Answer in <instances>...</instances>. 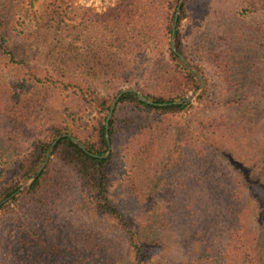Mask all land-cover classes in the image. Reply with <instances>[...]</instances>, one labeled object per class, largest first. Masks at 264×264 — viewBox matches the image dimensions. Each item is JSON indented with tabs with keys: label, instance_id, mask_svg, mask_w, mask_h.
<instances>
[{
	"label": "trees",
	"instance_id": "trees-1",
	"mask_svg": "<svg viewBox=\"0 0 264 264\" xmlns=\"http://www.w3.org/2000/svg\"><path fill=\"white\" fill-rule=\"evenodd\" d=\"M167 3L166 13L161 11L159 15L151 10L143 13L140 0H119L106 13L96 15L75 8L71 0H0V63L5 60L15 73L11 94L5 92L6 85L0 80V202L38 171L50 144L64 133L98 156L86 154L67 138L56 143L52 158L30 187L0 207V264H121L125 255H131L133 264H143L153 250L162 254L167 250L169 254L173 250L171 239L176 249L180 247L187 253L183 264H214L223 259L228 261L223 264H238L239 259L241 264H264V80L250 79L223 87L216 96L206 79L197 98L200 118L195 119V126L189 124L178 130L179 140L165 153L159 151L154 156L152 144L150 148L140 146L143 138L135 139V147H144L140 150L146 156L141 162L143 171L149 169L156 175L152 185L160 183L157 176L161 172L183 166L187 175L182 188L201 189L183 195L180 205L187 224L180 238L172 234L164 238L171 227L166 222V202L160 195L138 192V178L132 170H127L125 183L131 199L139 202L137 214L129 216L127 207L121 208L111 200L106 172L116 165L130 168L127 160L131 156L125 158V153L131 149L120 148L113 113L108 125L112 150L106 158H99L107 152L105 121L113 97L104 95L94 81L103 76L128 77L127 84L142 91L137 82L130 84L127 58L109 48L115 34L129 45L126 35L132 29L140 46H158L161 38L169 39L173 22L169 11L174 5ZM9 7L24 10L18 19L24 31L14 30L12 40L23 37L25 41L32 39L29 45L50 48L43 58L38 57V49L35 53H29L30 48L20 53L15 42H9ZM181 21L179 16L175 34L178 40ZM94 28L110 30L112 38L101 46L91 43L86 35ZM116 28L118 32L113 31ZM181 45L179 42L177 48L187 58ZM143 50H136L137 59L142 58ZM166 54L170 62L178 59L169 48ZM160 55L151 58L148 74L171 72L159 66ZM215 57L218 64H223L220 56ZM70 61L75 66L73 71H69ZM146 62L143 57L136 70L142 71ZM253 67L254 77L258 70ZM195 68L202 73L198 65ZM224 69L217 65L214 71L223 80L229 72ZM175 73L191 90L197 88L190 72ZM143 94L156 105H146L135 94L126 93L116 107L125 105L143 112L146 122L153 126L150 132L168 126L184 113H192V104L176 105L175 98ZM88 111L93 114V122L84 131L77 123L79 116ZM257 118L263 121L262 143L239 145V139H244L248 126ZM238 132L243 136L238 137ZM176 146H181L180 151ZM232 146L237 148L233 150ZM5 151L14 154L10 164L2 162ZM154 164L156 167L151 168ZM193 172L205 178L196 181L189 175ZM203 182H207L208 191ZM19 202L21 205L15 206ZM96 217L103 220L101 226L95 224ZM215 239L229 244L226 248L217 246L212 242ZM164 257L168 260L170 256Z\"/></svg>",
	"mask_w": 264,
	"mask_h": 264
},
{
	"label": "rangeland",
	"instance_id": "rangeland-1",
	"mask_svg": "<svg viewBox=\"0 0 264 264\" xmlns=\"http://www.w3.org/2000/svg\"><path fill=\"white\" fill-rule=\"evenodd\" d=\"M71 1L75 8L81 10H89L91 14L93 13L96 15H102L106 13L110 8L115 7L119 2V0ZM140 2V9L143 13L145 10H151L153 12L156 11L159 15L161 14V11L166 13V7L168 6L167 2H171L174 5V9L171 11L167 9V12L169 11L173 13L174 18L179 0H140ZM15 10L16 9L14 8L13 10H11V7L6 10V13L9 16L8 20L11 23V25H9L8 27L10 35L12 34V37H10L11 41L9 42H15V47L20 53L25 52L28 48H30L29 53H35L38 49V57L42 56L43 58V56H45L44 54H47V51L50 48L41 49V46L29 45L33 44L31 42L32 39L25 41L23 37H18L17 40H12L15 35V33H13L14 30L16 33H19L21 32V30H23L18 26V22L20 21L18 19L20 18V15L24 13V10H21L20 8L17 9L19 11ZM142 12H140V15ZM153 15L159 16L154 13ZM179 16H182V21L180 26H178V34L180 39L178 40V37L175 36L176 50L181 56L185 58L188 65L192 67L193 70L203 78L204 86L205 81L208 80L210 82L212 89L216 92V96L217 91L223 87L244 84V81L246 82L250 79H253L255 81L264 80V0H184L178 14V18ZM27 24H29V22H27ZM172 24L173 22L171 23V27ZM28 29H30V27ZM109 31L110 30H96L94 28L86 36L91 43H96L98 44V46H101L102 44L108 42L109 38H112ZM113 31L118 32V28H116L115 30L113 29ZM135 34L136 30L134 29L130 30L127 33L126 40L127 42H129V45L124 43L125 39L124 42H122L121 39L123 38L120 39V37L115 34L113 43L111 44L109 50L120 52L125 58H127L126 63L128 66L126 69L131 77L130 84H134L135 82H137L142 91L138 90L132 85H128V77H123L122 79V77L110 78L107 76H103L97 78L94 81L95 84L100 87L103 94L113 97L114 100L117 94L122 91L136 90L141 94L146 92L151 95H160L164 97L175 98L177 100L176 102H180L189 98L199 88V81L176 55L175 56L178 59L175 60V62H170L168 60L166 50L168 48L171 50V33L169 35V39L166 40L161 38L162 43H160L158 46H155L154 44L150 45L147 43L142 44L141 46L140 44H136L137 40ZM251 37H253V40L251 39ZM25 42L27 44H25ZM179 42H181V48L188 59L180 52L179 48H177ZM75 44L78 47L79 43L75 42ZM140 48L142 50L144 49L142 51V58L144 57L147 62L144 64L145 68H143L142 71L138 72L136 69L138 68L139 62L142 58L137 59L136 50H139ZM157 53H161V55L159 56L161 65L159 64V66L163 67L165 70H170L171 72L169 74H148L150 67L152 66V63L150 62L151 58ZM252 55L254 56L253 59H251ZM215 56H220V60L223 61V64H218L217 61L214 60V58H216ZM38 57L35 56L34 58ZM69 63V71H73L75 68V66L73 65V61H70ZM195 65H198L201 68L202 73L199 72L197 68H195ZM217 65H222L225 68L224 71H229L228 73H225L226 75H224V80L222 78H218L214 73ZM175 66H177L179 69H177ZM251 66H254L253 68H256L258 70L257 74L254 77L251 76ZM244 68L247 73L246 75H243ZM179 70L190 72L195 77L198 83V86L195 90H191L189 85L184 83L177 75V73H175V71ZM217 70L219 72V69ZM133 74L138 75L134 77ZM0 80L3 85H6L5 92L7 94H11L12 89H14L12 88V82L15 80V73H13L12 69L6 65L5 60L4 62L2 61L0 63ZM131 80H133V82ZM199 95L194 97L193 100L188 103L193 105L191 114L184 113L168 123V126L158 128L154 132H150L151 130L149 129L153 126H150L149 122H146V116L143 112L134 110L133 107L125 105L115 107L113 111L116 116L115 127L117 142L120 148L131 149L130 151L125 153V158L131 156V159L127 160V164L130 166V168L126 169L122 168L121 165H116V167H114L112 171L110 170L109 173L106 172V184L109 187V191L111 193V200L121 208L127 207V213L129 216L133 217L137 214L136 210L139 202L133 201L131 199V196L129 194L131 190L126 187L125 183V179L129 176L127 170H132L134 175H136V177L138 178L135 182V189L138 192L141 193L143 191L144 195H160V197H163L164 201L166 202L164 206V212L167 218L166 222L170 223L171 227L167 232L166 237L164 238H167L170 234H172L173 236L177 235L180 238V232H184V230L186 231L185 225L187 224V222L185 221V219H183L185 215L182 213L180 202L183 200V195L185 193H198L201 191V189L182 188V182L185 181L187 175L183 166H179L173 172H169L168 169L161 172V174L157 176L161 180L160 183L156 186L152 185L155 183L154 181L156 180V175H154V172L150 171L149 169L143 171L144 166L141 165V162L146 156L141 153L140 150L143 151L142 148L144 147H135V139L137 137L143 138L140 146H146L150 148V145L152 144L151 153H153L154 156L159 151L165 153L169 149V147L174 144L175 141L179 140L178 137H180L181 133L178 130H180L182 127H187V125L189 124L195 126V119L200 118V110H197L198 108H200V105L197 102V98ZM229 97H231V94L229 95ZM178 98L182 99L178 100ZM79 117L80 120L77 124L82 126V129L84 131H86L89 126H92L93 114L91 111L84 112ZM262 122L263 121L257 118L255 124L249 125L247 128V134L245 135L243 140L239 139L238 144L245 146V143L248 142L254 146L262 143ZM79 134V136L83 137V133L81 131L79 132ZM237 136H243V133L238 132ZM180 147L181 146H176V151H180ZM232 148L234 150L237 147L232 146ZM136 149H138L137 152H135ZM1 156L2 162L6 160L7 163L10 164L14 157V154L12 152L5 151L2 152ZM237 156L239 157L241 155L238 154ZM51 158L52 155L49 160ZM171 166L172 165H169V167ZM154 167H156V164L152 165L151 168ZM59 174L64 175L65 173L60 172ZM189 175L192 176L194 180L196 179V181H200L205 178V176H201L200 174L195 172ZM67 176L68 174H66L65 177ZM203 184L205 186L204 190L208 191L209 189L207 186V182H203ZM24 191H26V189ZM20 205L21 202L15 204V206L17 207H19ZM93 220L98 226H101L103 223V220L99 217H96ZM112 226L113 225H110V227ZM200 235L202 241L207 243V240L201 232ZM172 240L173 239H171L170 245L173 250H171L169 254L167 250H165L163 254L161 252L153 250L152 254L144 259L143 264H183V262L187 260V258H185L187 256V253L184 251L181 252L180 247L176 249V244L172 243ZM212 242H215L217 246L219 244L225 246V248L229 244L226 243L223 239H215V241L212 240ZM230 246L232 247V244H230ZM187 252L189 253V248ZM166 255L170 256L168 257V260L167 257H164ZM224 255L225 253L222 252V258L225 257ZM223 261L225 263H228L227 259H223ZM224 262L220 260L214 264H223ZM237 262L238 264H241L240 259ZM121 264H133L131 255H125Z\"/></svg>",
	"mask_w": 264,
	"mask_h": 264
},
{
	"label": "water",
	"instance_id": "water-1",
	"mask_svg": "<svg viewBox=\"0 0 264 264\" xmlns=\"http://www.w3.org/2000/svg\"><path fill=\"white\" fill-rule=\"evenodd\" d=\"M183 2L184 0H179L178 2V5H177V8H176V12H175V15H174V18H173V24H172V27H171V38H170V47H171V51L179 58V60L185 64L189 71L192 72V74L197 78V80L199 81V88L187 99L185 100H182L180 102H175L173 104H176V105H179V104H188L190 103L194 97H196L197 95H199L203 88H204V80L203 78L193 70L192 67H190L187 63V61L185 60V58L183 56H181L177 50H176V47H175V34H176V28H177V20H178V14H179V11L183 5ZM126 93H132V94H135L137 99L146 104V105H150V106H154L156 105L152 100L146 98L143 94H141L140 92L136 91V90H125V91H122L120 92L119 94H117V96L115 97V99L113 100L112 102V105L106 115V121H105V140L107 142V152L104 156H101L99 158H106L109 154H110V151H111V147H110V141H109V135H108V125H109V120L113 114V111L116 107V104L118 102V100L121 98L122 95L126 94ZM166 104H163L162 106H165ZM63 138H67L69 139L74 145H76L79 149H81L82 151H84L86 154L90 155V156H93V157H98V156H95L91 153H89L86 148L84 147V145L79 142L77 139H75L74 137L68 135V134H62L61 136H59L55 141H53L51 143V145L49 146V149H48V152L46 154V157L43 161V163L41 164L38 172L36 174H34L31 178H29L28 180H26L23 184H21L18 188L17 191H15L10 197L4 199L3 201L0 202V207L4 204H6L7 202H9L12 198H14L15 196H17L19 193L23 192L25 189L29 188L30 185L32 184V182L40 175V173L42 172V170L44 169L46 163L48 162L49 158L51 157L52 155V152H53V149L56 145V143L63 139Z\"/></svg>",
	"mask_w": 264,
	"mask_h": 264
}]
</instances>
